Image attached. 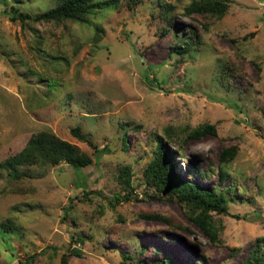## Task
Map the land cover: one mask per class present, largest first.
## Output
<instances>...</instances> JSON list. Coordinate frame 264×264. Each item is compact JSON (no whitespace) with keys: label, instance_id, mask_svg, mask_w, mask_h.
I'll return each mask as SVG.
<instances>
[{"label":"rangeland","instance_id":"1","mask_svg":"<svg viewBox=\"0 0 264 264\" xmlns=\"http://www.w3.org/2000/svg\"><path fill=\"white\" fill-rule=\"evenodd\" d=\"M191 1L118 0L81 21H20L12 15L56 1L0 0V163L40 131L91 157L20 179L0 169V264H240L264 250V0H231L221 18L185 14ZM204 123L215 134L184 140L174 161L226 196V212H211L216 241L143 180L166 126L180 142Z\"/></svg>","mask_w":264,"mask_h":264},{"label":"trees","instance_id":"2","mask_svg":"<svg viewBox=\"0 0 264 264\" xmlns=\"http://www.w3.org/2000/svg\"><path fill=\"white\" fill-rule=\"evenodd\" d=\"M55 5L39 13L29 14L27 12H17L12 15V19H26L32 21H59L72 20L81 21L87 15L93 14L103 8H115L118 0H55ZM136 3L138 0H128ZM231 0H193L185 8L184 13L191 15L194 13L204 17L221 18ZM206 27V25L204 24ZM188 44L175 47L177 52H185ZM164 136H157L154 156L149 160L143 170V180L148 186L154 188L157 193H164L168 199H175L185 206L190 214L189 218L196 224L211 241L217 240L218 229L214 224L211 212H226V196L222 191L215 189H205L196 181L187 180L176 171L174 156L181 157L183 152V142L186 139L201 138L206 134H215L213 124L204 123L191 129L178 141L179 134L173 126H166L163 130ZM71 133L80 141L89 142L88 138L81 132L79 126L71 128ZM177 141L176 148H168L166 142ZM235 154V148H224L219 155L221 163L230 161ZM60 162H66L72 167L79 169L91 163V157L79 150V148L59 137L50 131H40L31 134L25 146L14 155L7 157L0 163V169L7 172L13 179H20L32 176L31 166L43 167L54 166ZM224 172L220 170L221 179ZM128 174L126 182L128 183ZM144 217L158 220L169 219L160 214H144ZM62 264H66V255L62 256ZM134 264H177L171 256H166L161 260L144 263L140 261ZM240 264H264V250L259 247L254 248L252 253Z\"/></svg>","mask_w":264,"mask_h":264}]
</instances>
